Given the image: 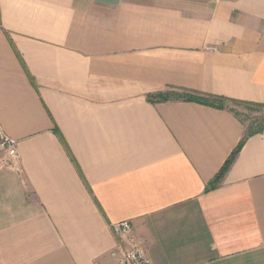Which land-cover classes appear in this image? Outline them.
<instances>
[{
    "label": "crops",
    "instance_id": "obj_1",
    "mask_svg": "<svg viewBox=\"0 0 264 264\" xmlns=\"http://www.w3.org/2000/svg\"><path fill=\"white\" fill-rule=\"evenodd\" d=\"M172 89L263 104L264 0H0V264H264V131L207 191L246 127Z\"/></svg>",
    "mask_w": 264,
    "mask_h": 264
},
{
    "label": "trees",
    "instance_id": "obj_2",
    "mask_svg": "<svg viewBox=\"0 0 264 264\" xmlns=\"http://www.w3.org/2000/svg\"><path fill=\"white\" fill-rule=\"evenodd\" d=\"M148 101L151 104H159V103H166V102H191V103H197L209 107H214V108H220V109H229L231 112H233L237 117L238 114L232 110L229 107V103L237 104V105H244L247 107H252V108H262L264 107L263 104H256V103H249V102H242V101H237V100H231L223 97H217L213 95H207V94H200L192 91H186V90H168L164 93L156 94V95H151L148 97ZM56 135L59 137V140L63 147L65 148L67 154L69 155L71 161L75 165V168L77 169V172L79 173V176L83 180L86 188L90 193L91 189L89 184L87 183L83 172L81 170V167L77 163L75 157L73 156L66 140L64 139L63 135L61 134L60 131L57 129L54 130ZM264 131V125L254 128V124L249 127L248 130H246L245 136L239 143L238 147L234 150V152L231 154L229 159L225 162L224 166L222 169L219 171V173L216 175V177L208 184L207 186V191L213 190L218 188L221 184L223 179L225 178V175L227 172L230 170L231 166L237 159L239 153L241 152L243 146L245 145L247 139L253 135H256L258 133H262Z\"/></svg>",
    "mask_w": 264,
    "mask_h": 264
},
{
    "label": "built area",
    "instance_id": "obj_3",
    "mask_svg": "<svg viewBox=\"0 0 264 264\" xmlns=\"http://www.w3.org/2000/svg\"><path fill=\"white\" fill-rule=\"evenodd\" d=\"M0 150L9 152L12 158L19 157L18 141L3 131H0ZM110 228L118 239L130 238L133 234V227L129 221L115 223ZM112 255L118 264H152L151 258L134 242L127 248L117 249Z\"/></svg>",
    "mask_w": 264,
    "mask_h": 264
},
{
    "label": "rangeland",
    "instance_id": "obj_4",
    "mask_svg": "<svg viewBox=\"0 0 264 264\" xmlns=\"http://www.w3.org/2000/svg\"><path fill=\"white\" fill-rule=\"evenodd\" d=\"M229 107L234 110L241 121L244 123L246 130L254 124V128H258L264 125V107L262 108H252L244 105H237L233 103L228 104ZM6 152L0 150V162L6 161Z\"/></svg>",
    "mask_w": 264,
    "mask_h": 264
}]
</instances>
